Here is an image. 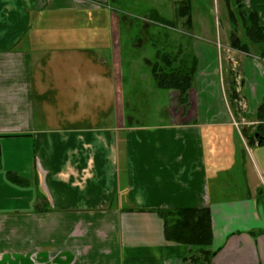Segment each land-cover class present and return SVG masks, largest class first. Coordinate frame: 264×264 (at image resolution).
I'll return each mask as SVG.
<instances>
[{
  "label": "crops",
  "instance_id": "1",
  "mask_svg": "<svg viewBox=\"0 0 264 264\" xmlns=\"http://www.w3.org/2000/svg\"><path fill=\"white\" fill-rule=\"evenodd\" d=\"M112 1L0 0V264H264V59L230 24L135 26ZM243 5L264 27V0ZM164 53L193 69L184 106L152 77ZM187 209L208 247L165 238L157 212Z\"/></svg>",
  "mask_w": 264,
  "mask_h": 264
},
{
  "label": "trees",
  "instance_id": "2",
  "mask_svg": "<svg viewBox=\"0 0 264 264\" xmlns=\"http://www.w3.org/2000/svg\"><path fill=\"white\" fill-rule=\"evenodd\" d=\"M185 3L189 6L188 0H186L184 4ZM234 4L236 6L237 16L231 8L228 9L230 26L232 27L230 46L238 51L246 53L252 52L259 58L264 59V27L259 24L258 17L255 13H247L245 11L243 0H234ZM188 6H182L180 9V17L189 15ZM154 15L153 12L150 13V17L157 20V17ZM237 17L248 39L247 44L241 43L237 36ZM161 60L165 68H159L155 64L151 69L152 77L156 82L157 88L163 90L174 89L178 91V102L180 106H184L187 103V91L191 85L193 69L192 67L188 68L180 64L176 69L167 70V68H171L173 61H171L167 55H161ZM227 78L230 87L229 98L231 100V106L235 114H237L234 103V100L237 99V94L235 92L236 85L233 73L230 69L228 70ZM257 117L258 119L261 118V114L258 113ZM260 121L264 120L260 119L259 122ZM255 133L258 134L259 138H264V123H260V125L256 127ZM8 175L11 182L17 183L19 181L16 175ZM157 213L163 221L164 235L167 240L192 246L208 247L210 245L212 234L207 211L187 209L170 211L165 213L166 215L160 212Z\"/></svg>",
  "mask_w": 264,
  "mask_h": 264
},
{
  "label": "rangeland",
  "instance_id": "3",
  "mask_svg": "<svg viewBox=\"0 0 264 264\" xmlns=\"http://www.w3.org/2000/svg\"><path fill=\"white\" fill-rule=\"evenodd\" d=\"M179 1V0H175ZM190 1V0H189ZM194 1L196 3H194ZM231 3V4H230ZM111 8L113 9V12L116 14L126 13L132 17H128L134 22L135 26L142 25V17L149 16V14L152 12L151 10H155L158 12V14L161 16L160 18H157V23H149L152 25L161 26V23H163V26H173L178 29H180L181 25H192L193 24V18L190 16V13L194 11V17L199 14L201 15V23L206 20L209 25V27H216L217 29H223V27L229 26L230 20L228 16V9L231 8L233 12L236 14V6L234 5V0H191V3L184 4L188 6L189 8V15L185 17H180V9L182 6L179 5L178 12L176 16H173V7L172 3L169 0H115L111 3ZM177 4V3H176ZM177 5V6H178ZM232 5V6H230ZM195 6V7H194ZM187 8V9H188ZM203 16V17H202ZM154 20V19H151ZM212 22V25H211ZM239 22V19L237 17V23ZM240 23V22H239ZM123 26V25H122ZM239 27V24H238ZM241 28L239 29V31ZM242 32V31H241ZM228 37V33H227ZM130 49L127 47L126 51H129ZM137 53H155V51H152L150 49V46L146 45L142 50L135 51ZM187 56H190V51H186ZM163 55H167L171 61H174L177 57L175 53H171L170 55L167 53H164ZM232 55V50H230L228 47H224V49H221V59L223 63L225 64L228 62L230 56ZM158 62L157 66L159 68L164 67V63L161 60V55L157 56ZM172 66V65H171ZM165 68V67H164ZM124 73L126 76L132 77H141L144 76V78H150L148 68L145 66H136V67H124ZM233 73V72H232ZM227 75V73H226ZM262 153H264V146L261 147Z\"/></svg>",
  "mask_w": 264,
  "mask_h": 264
},
{
  "label": "water",
  "instance_id": "4",
  "mask_svg": "<svg viewBox=\"0 0 264 264\" xmlns=\"http://www.w3.org/2000/svg\"><path fill=\"white\" fill-rule=\"evenodd\" d=\"M243 135H245V134H243ZM245 138H247V137H245ZM249 139L251 140L250 145L254 143L255 139H258V141H257L258 145H260L262 142H264V138H262V137L259 138L258 134L249 135Z\"/></svg>",
  "mask_w": 264,
  "mask_h": 264
},
{
  "label": "built area",
  "instance_id": "5",
  "mask_svg": "<svg viewBox=\"0 0 264 264\" xmlns=\"http://www.w3.org/2000/svg\"><path fill=\"white\" fill-rule=\"evenodd\" d=\"M233 125H234V127L238 128L239 123H237V122H233Z\"/></svg>",
  "mask_w": 264,
  "mask_h": 264
}]
</instances>
